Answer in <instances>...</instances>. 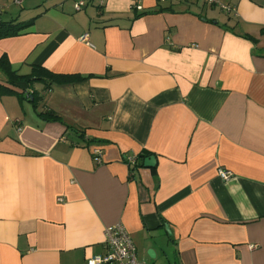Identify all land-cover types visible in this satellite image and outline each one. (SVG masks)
Returning <instances> with one entry per match:
<instances>
[{
  "label": "crops",
  "instance_id": "crops-1",
  "mask_svg": "<svg viewBox=\"0 0 264 264\" xmlns=\"http://www.w3.org/2000/svg\"><path fill=\"white\" fill-rule=\"evenodd\" d=\"M78 1L0 0L33 19L0 37L13 70L85 76L0 70V264H85L117 222L140 264H264V0Z\"/></svg>",
  "mask_w": 264,
  "mask_h": 264
},
{
  "label": "built area",
  "instance_id": "built-area-1",
  "mask_svg": "<svg viewBox=\"0 0 264 264\" xmlns=\"http://www.w3.org/2000/svg\"><path fill=\"white\" fill-rule=\"evenodd\" d=\"M164 1V0H159ZM208 3L217 2V0H206ZM15 3L20 4L21 0H14ZM84 6V1H78L74 7L76 10L81 9ZM222 9L226 12L233 11V8L225 4H220ZM87 33L81 35L80 39L87 42ZM15 122H19L18 119ZM93 159L99 163L101 161V149L95 147L92 149ZM130 165H134L136 162V156H130L127 158ZM231 172L218 169V176L227 180L231 176ZM104 247L105 252L98 255L90 256L86 259L85 264H140L136 256V248L130 237L128 230L122 223L117 222L112 225H108L104 228Z\"/></svg>",
  "mask_w": 264,
  "mask_h": 264
},
{
  "label": "trees",
  "instance_id": "trees-1",
  "mask_svg": "<svg viewBox=\"0 0 264 264\" xmlns=\"http://www.w3.org/2000/svg\"><path fill=\"white\" fill-rule=\"evenodd\" d=\"M31 20L16 23H13L11 21L0 22V37L19 33L20 30L32 23ZM0 70L6 75L5 82L11 86H15L19 82L30 83L32 80H37L43 82L45 84V87H48L53 83H71L85 78V76H82L78 73H56L40 65H32L30 72L27 74H18L11 68L5 54L1 55L0 57ZM5 90L6 92L14 91L12 88L7 87H5ZM31 98L35 100L34 95H32ZM39 115L45 120H55L58 118V115L50 109L39 113ZM147 154L148 153L146 150H142L141 152H139L138 156L146 157ZM136 165L137 163L135 162V164L131 165L130 168L133 169L134 167H136Z\"/></svg>",
  "mask_w": 264,
  "mask_h": 264
},
{
  "label": "rangeland",
  "instance_id": "rangeland-1",
  "mask_svg": "<svg viewBox=\"0 0 264 264\" xmlns=\"http://www.w3.org/2000/svg\"><path fill=\"white\" fill-rule=\"evenodd\" d=\"M53 1H55V0H49V2H47V0H43V2H42V0H25V5L24 6H30V7H33V4H36V3H38V4H40V3H43V4H49V3H51V2H53ZM66 2H70V3H73V0H65ZM14 4H16V3H14ZM17 5H19V4H17ZM41 6V11H43V7H44V5H40ZM19 7H20V5H19ZM38 7V5L36 6V8ZM25 8V7H24ZM21 9H23V5H22V8H18V10L20 11ZM33 10V9H32ZM38 10V9H37ZM36 12H39V11H35V14H36ZM3 19H5V20H8L6 17L5 18H3ZM0 74L1 75H3L1 72H0ZM2 77V76H1ZM26 94H25V92H24V94L22 93V96H20L26 103H28V105H31V109L33 110V106L34 107H36V102H34V101H31V100H28L27 99V97L25 96ZM36 109H37V107H36ZM34 111V110H33Z\"/></svg>",
  "mask_w": 264,
  "mask_h": 264
},
{
  "label": "water",
  "instance_id": "water-1",
  "mask_svg": "<svg viewBox=\"0 0 264 264\" xmlns=\"http://www.w3.org/2000/svg\"><path fill=\"white\" fill-rule=\"evenodd\" d=\"M143 165L146 167H153L155 165V156L154 155H149L147 157H144L143 159ZM167 226H166V230H167ZM147 253L150 257H154L155 253L153 249H148Z\"/></svg>",
  "mask_w": 264,
  "mask_h": 264
}]
</instances>
